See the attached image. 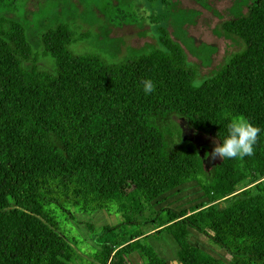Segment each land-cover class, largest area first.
I'll list each match as a JSON object with an SVG mask.
<instances>
[{
	"label": "trees",
	"instance_id": "1",
	"mask_svg": "<svg viewBox=\"0 0 264 264\" xmlns=\"http://www.w3.org/2000/svg\"><path fill=\"white\" fill-rule=\"evenodd\" d=\"M235 12L224 29L245 48L201 85L185 48L207 65L216 48L197 46L187 19L172 23L180 39L159 27L160 47L111 62L77 53L87 35L69 20L36 30L41 53L22 21L0 14V264H127L135 252L145 264H168L150 243L164 231L177 241L181 264H264V0ZM144 79L156 86L151 94ZM237 117L261 129L254 155L211 166L174 123L183 119L222 143ZM194 181L211 203L155 207ZM98 211L120 221L89 225L98 247L89 256L71 226L76 214ZM193 232L231 260L193 244Z\"/></svg>",
	"mask_w": 264,
	"mask_h": 264
},
{
	"label": "rangeland",
	"instance_id": "2",
	"mask_svg": "<svg viewBox=\"0 0 264 264\" xmlns=\"http://www.w3.org/2000/svg\"><path fill=\"white\" fill-rule=\"evenodd\" d=\"M251 2L252 0H248V3L245 0H164L151 8L145 0H0V14L22 21L40 52L42 47L36 30L43 25L53 24L56 19L69 20L74 23L78 33L87 35L84 41L75 44V51L97 53L111 62L149 51L154 46L160 47L159 27L166 28L168 36L173 40L180 39L172 23L181 18L187 19L184 29L195 44H207L216 48L209 65L193 52L192 47L189 48L190 51L185 48L187 61L199 72L196 84L201 85L235 53L245 48L239 37L224 29V23L236 17V8H241L246 13ZM203 51L205 57L208 51ZM40 65L51 69L53 60L41 54ZM174 123L182 141L196 143L207 166L221 161L222 157L212 159L206 155L219 143L217 140L197 133L183 119L175 118ZM212 200L194 181L164 194L154 204L157 209L172 207L191 211L198 205L211 203ZM76 216L77 220L71 226L72 232L79 241L86 240L82 246L89 256L98 249L91 239L89 225L93 224L99 229L106 224L117 225L120 221V218L109 217L103 211H98L91 217L81 214ZM133 228L120 227L117 232ZM191 240L217 258L226 262L231 260L227 250L217 247L197 232H193ZM150 243L168 264H181L179 245L172 234L164 231L156 237L152 236ZM125 261L127 264H145L146 259L140 252H135L125 258Z\"/></svg>",
	"mask_w": 264,
	"mask_h": 264
},
{
	"label": "clouds",
	"instance_id": "3",
	"mask_svg": "<svg viewBox=\"0 0 264 264\" xmlns=\"http://www.w3.org/2000/svg\"><path fill=\"white\" fill-rule=\"evenodd\" d=\"M145 94H151L155 91V84L151 79H144L142 82ZM261 129L255 126L244 117L232 119L227 124V135L222 137V143H216L211 153H206L212 159L222 157L226 159H243L245 156L254 155V146L256 145ZM218 136L221 137V135Z\"/></svg>",
	"mask_w": 264,
	"mask_h": 264
},
{
	"label": "built area",
	"instance_id": "4",
	"mask_svg": "<svg viewBox=\"0 0 264 264\" xmlns=\"http://www.w3.org/2000/svg\"><path fill=\"white\" fill-rule=\"evenodd\" d=\"M84 216H87V215H84ZM89 217H91V216H89Z\"/></svg>",
	"mask_w": 264,
	"mask_h": 264
}]
</instances>
